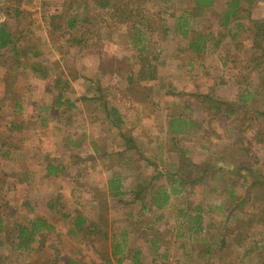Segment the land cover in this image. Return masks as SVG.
Listing matches in <instances>:
<instances>
[{
	"label": "rangeland",
	"instance_id": "1",
	"mask_svg": "<svg viewBox=\"0 0 264 264\" xmlns=\"http://www.w3.org/2000/svg\"><path fill=\"white\" fill-rule=\"evenodd\" d=\"M93 1L24 0L21 8L37 12L38 22L33 26L28 41L40 46L42 56L40 61H33L37 63L36 67L33 65L29 67L28 64L31 62L27 61L25 66L12 69L16 74L17 83L21 80L28 89L19 99L22 103L21 112L13 109L14 98L7 97L5 99L0 84V140L3 142V146L0 148V178L5 177V181L10 184V189L6 190L5 184L3 185L0 180V213L4 217L2 220L4 230L0 231V241L2 242L0 254L4 258L0 264H37L44 260L49 261L50 255L47 250L49 251L51 247H59V241L51 238L65 230L67 226L59 221V217H61L59 211L47 209L46 204L58 199L62 205V213L78 211L89 218H98L104 210L94 209L93 203L101 204L103 199L106 200V196L103 197L98 191L105 190L108 179L114 173L124 172V167L128 170V174L125 172V192H129V189H131L130 191H139L140 182L149 185L151 182H159L154 180L152 175L156 171L162 170L166 173L168 169L173 168L169 171L170 175L172 171L178 170L179 172L173 175L182 180L186 178L189 182L195 180L194 189L189 192L188 196L184 195L188 206H202L206 211L207 208L214 209L221 203L224 205L221 211L214 212L212 210L207 216V221L221 219L222 222L227 217V221H224L227 228L222 233L223 236L221 235L224 241L221 250H214L212 246L207 258H196L195 263L192 260L187 261L186 258H177V264H264V224L262 222L264 217V142H256V139H260L259 134L264 136V118L258 117L257 127H254V130L245 129L242 134L230 129L227 124H208L209 113L201 108L198 97V95L211 93L219 100L235 104L238 102L242 88L232 83L233 80L228 72L229 64L227 68L224 67L219 56L237 55L238 58L244 59L248 55L247 49L241 45L245 35L240 32V37H238L241 42L236 44L237 48L235 45L226 47L224 42L219 47L213 40L209 41L200 59L194 58L192 53L182 50L184 44L181 41L182 48L179 55H176L177 51L171 48V43L173 44L174 40H172L170 31V27H172L170 16L179 15L182 11L191 9L192 0H135V4H141L143 9H146L152 23L151 28L154 30L146 43V53L144 51L142 54L148 59H152L151 61H136L133 54L131 57L129 51L124 50L122 45L119 46L121 40L127 37L126 27L129 26L128 24L120 22L115 25L110 19H105L106 25L102 24L98 27V44L96 46L99 47L95 52L92 50L70 51L69 54L70 66L72 64L83 75L72 83V93L74 97L85 94L88 97L84 103L80 104L81 115L69 111L57 116V121H54L56 127L54 125L49 127L46 125V127L41 124L45 113H37V107L50 103L52 94L49 91H52V88H50L49 82L35 78V74H39L40 63L45 68L56 66L57 61H52V57L59 56L61 50L48 51V47L44 45V42L47 41L46 38L49 39V44L54 46L53 48L59 47V41L55 36L50 38L49 35H46L44 20H39V18L45 17L53 10L58 11L65 4L70 16L77 14L81 18L82 13L90 12L88 21L91 20L97 25L98 16L105 14V10ZM7 3L9 2L6 0H0V9L7 7ZM11 5L13 4L11 3ZM246 7L248 10L242 14V20H247L245 17L249 19L264 17L263 0H257ZM215 18L216 16L196 15L191 20L192 26L200 30V33L209 31L214 37H217L219 29L218 21H215ZM3 20L4 17L0 14V22ZM107 25H110L115 31L109 32L106 29ZM122 30L125 32H120ZM164 30L166 31L164 37H161L160 33ZM114 39L117 40L119 48L116 46L114 49H109ZM28 53L25 51L27 56ZM7 57L8 55H5L2 58L6 59ZM101 62L104 65L97 67ZM63 65L66 68V64L63 63ZM100 68L101 71L97 73ZM65 70L67 71V69ZM139 74L142 78L146 74L147 76L155 75L157 78L154 81H138ZM11 75L13 74L7 72L5 66L0 65V77L8 78ZM93 77H95L94 80ZM131 77L132 81L130 82ZM249 82L252 86L255 83L252 79ZM99 97L103 103L113 102V106L116 107L125 108L128 105L136 108L143 107L147 114L137 110L136 118L139 120L143 117L148 118V113H151L150 122L142 120L149 125L153 124L154 130L149 132L154 131L156 134L146 136L141 128H131L126 119L122 129L126 135L134 136L135 145H139V147L147 146L148 140L152 142L150 147L160 144L162 148L159 152L160 146H158L157 157L161 156L163 163H152L153 165L149 166L147 171L142 168L133 175L130 173L131 167L132 169L136 167L133 151L127 153L128 156L132 155L133 162L128 160L124 167H117L116 172L109 171L113 160L112 162L111 160L106 161L104 164L95 163L92 168H90L92 163H89L85 168L81 163L75 164V158L71 160L66 158L65 140L68 138L75 140L81 134L79 126L80 124L85 125L82 123V114H87L86 118L84 116V122H88L89 116L94 118L101 116V112L94 110L100 106ZM178 116L193 117L196 119L197 125L191 131L181 133L180 136L176 135L172 141H169L171 136L168 133V118ZM36 125L40 127V130H35ZM99 128L104 130L105 124L103 122L96 124V129ZM94 131L98 135L101 132L99 138L103 142L106 140L108 145L112 144L111 138L114 137L115 132L102 134V131ZM252 135L256 137L254 140H250ZM184 150L187 151L186 154ZM172 152L176 156L173 157ZM231 162L241 167H247L252 172L251 176L245 172V176H249V178L246 181L243 180V185L240 187L238 186L242 179L229 172L226 167L220 166V164L225 165ZM48 164L61 166L62 174L47 178L45 168ZM204 168L205 170H203ZM216 170L221 171L222 174L219 171L216 173ZM203 173L205 175L201 176ZM164 175V183H170L166 174ZM141 176H146V180L143 181ZM254 179L262 183L252 186L250 182ZM186 184L187 182H184L179 185V189ZM232 187L237 189L235 194L239 200L242 197L246 198L247 202L244 205L235 208L234 202L229 200V191ZM250 190L252 193H248ZM144 196L146 195L144 194ZM181 196L183 197V194H180L176 200L175 197H172L171 200H175L177 205L174 208L179 207L180 200H183ZM122 199L127 200L126 197H122ZM174 208H172V215L169 217L173 220L176 219ZM130 210L131 208L119 207L110 211L109 217L114 220L117 227H120L124 219L132 212ZM147 212L145 211V213ZM148 215L150 214L148 213ZM33 218L53 222L56 230L53 234L47 235L45 240L35 237L28 249L17 250L15 247L17 241L15 239V223L26 222ZM146 219H149L148 216ZM235 226L241 234L237 239L232 236L234 234L232 229ZM39 241L40 246H38ZM173 261H175L174 258Z\"/></svg>",
	"mask_w": 264,
	"mask_h": 264
},
{
	"label": "crops",
	"instance_id": "2",
	"mask_svg": "<svg viewBox=\"0 0 264 264\" xmlns=\"http://www.w3.org/2000/svg\"><path fill=\"white\" fill-rule=\"evenodd\" d=\"M93 2L97 6H102V9L105 10V15H107L106 9L104 8V5H102L101 0H94ZM23 3L24 0H20V3H16V5L14 3H12L13 5H11V3L7 4V6L10 5L11 9L13 8V12L10 13L11 16H6L2 11L0 12V14L4 17V20L0 23H5V29L13 34V50L18 52V57L12 58V60H10L9 56L6 59L2 58L5 55L7 56L8 52H6L5 49H0L2 61L0 65L2 67L5 66L3 61H14L13 63L16 62L15 65L17 66H14L15 68L25 66L26 62L30 61L31 63L28 64L29 67H31V65L36 67L37 63H34L33 61H40V58L42 56L40 46H38L37 44H31L28 41L32 34L33 26L38 22L37 12L21 9ZM79 6L81 7V5ZM79 6H77V8H80ZM15 9L17 11L14 12ZM65 9V4H63L58 11L53 10L47 13L45 17L41 16L39 18V20H44L46 35H49L50 38L55 36L59 41V47L53 48L54 46L50 45L49 39L46 38L47 41L44 42V45L48 47V51L56 49L61 50V54L59 56L55 58L52 57V61H57L56 66L45 68L44 65L40 63L39 74H35V78L49 82L50 88H52L53 91H49L52 94L50 103L43 104L40 107H37V113H45L44 118H42L43 120L41 124L44 126L48 125V127L52 125L55 126L56 122L54 121H57V116L59 114L67 113L70 111L74 112L75 114L81 115L79 110L80 104L84 103L86 101V98H88L85 93H83L85 95H81L80 97H78V95L74 97L72 93V83L81 78V76L83 75H81L76 67H73L72 64L70 66V61H68L70 51L84 52L92 50L95 52V50H97L99 47L95 45L96 47H94L93 49L78 51L74 48H70V46L66 43L65 36H63L65 32L64 27L61 26L56 32H52L50 30L48 25L49 17L51 15H59L61 14V11ZM17 12L20 13L19 16L16 15ZM13 14H15V17ZM85 14L86 13H82L81 18H79L77 14L74 15L76 20L75 22L79 27H81L80 23L85 18ZM175 16H170L172 19V27H170V31L172 32V40H174L173 44L171 43V48L177 51L176 55H179V51L182 48L181 41L184 44L182 50L192 53L194 58L197 57L199 59L203 55L209 41L213 40L214 42H216L215 45L219 47L223 42V44H226V47L232 46L229 45V42L234 45H236L238 42H241V39H239L241 31L239 32V37L235 38L232 41H227V39L225 38H220L219 34L217 37H214V35L207 31V37H204L196 46L197 51H192L189 48V42L194 44L195 39L184 38L175 32ZM106 29L109 32L112 30L115 31L114 28H111L110 25H107ZM126 29L127 37H124V39L121 40L119 46L122 45V48L124 50L129 51L131 57L133 54V58L136 59V61H151L152 59H148L142 54L144 53V51L146 53V43H148L149 38H151V35L154 31L153 28L146 31L142 28H138V26L136 25L131 26L130 24L128 27H126ZM196 30L198 29L196 28ZM120 32L125 31L122 30ZM164 32L166 31H161V37H164ZM200 34L203 35L206 33L204 32ZM54 40L55 38L53 39V41ZM116 46L119 48L117 40L114 39V42L109 46V49H114ZM25 51L29 52L28 56L25 54ZM224 56L225 55H220L219 60L224 61ZM63 63L66 64V68L64 67ZM102 65L104 64H102L101 62V64H99L97 67H100ZM65 69H67V71ZM100 71L101 68L97 70V73H99ZM140 75L141 74H139L138 81H154L157 78V76L153 75V78H151L152 80H146L147 74L144 76L145 79ZM1 79L2 77H0V83ZM94 79L95 77H93V80ZM131 81L132 77L130 79V82ZM27 91L28 89L24 86V94ZM49 92H46V94H49ZM58 96H61V101H65L67 105H57L55 101ZM16 101H18L20 109H15L14 107L13 109L17 112H21L22 103L20 102V100H15L14 104ZM68 102H70L71 105H68ZM99 105L100 106L96 107V109L94 108V110L95 112H101V116L98 118L89 116L88 122H84V116L86 118L87 114H82V123H85V125L80 124L79 126V132H81V134H79V137L75 140L70 138H68V140H65L67 153L66 158L70 160L72 158H75V164L81 163L83 166H85V168H87V164L89 163H92V165L90 166V168H92L93 164L95 163L104 164L106 161L108 162L111 160L112 162L113 160V165L111 168H109V171L113 170V172H116L115 169L117 167H124L125 163L127 164L128 160H131L133 162V155L136 158V167H134L133 169L131 167L130 172L133 175H135V173L137 174V172L142 168L147 171V168L149 166H152L154 163L164 162L161 156L157 157V153H159L162 148L160 144L155 147L154 145L153 147H150V143L152 142L148 140L149 144L147 146L144 145L139 147V145H135L136 139L134 138V136H132L131 134V137L129 135H126L125 131L122 129L126 119L127 122L131 125V128H141L146 136H149L150 134H156L154 131L152 133L149 132L150 130H154L153 124H147V122H150L151 120V113H148V118L143 117L141 118V120H139L136 118L137 110L139 112H144L145 115L147 114V112L141 106L137 108L130 107L129 105L125 108H121L119 106L116 107L113 106V102L110 103L106 101L105 103H103L100 97ZM74 113L71 114L75 115ZM142 119H145V121L147 122L145 123ZM168 119V133L171 136L169 141H172L173 137H176V135H182L172 134L170 131L172 126L178 120H183V122L185 123L183 124L185 127L184 131L181 133L191 131V129L195 125H197L196 119L193 117L185 118L178 116L170 117ZM101 122L105 124V129H96V124L98 125ZM208 124L210 123L208 122ZM35 130H40V127H37L36 125ZM93 130H97L98 132L102 131V134L115 132L114 137L111 138L112 144L108 145L105 142L106 140L104 141V143L102 139L99 138L101 136V132L98 135L97 133H95L96 131L93 132ZM120 135H122L123 138H121ZM158 146H160L159 152ZM130 151H133L134 154L128 156L127 153ZM184 153L186 154L187 151L184 150ZM171 154L173 157L176 156L173 152ZM117 163H119V165H117ZM137 168H139V170H136ZM172 169H168L166 173L162 172V170L159 172L156 171V173L152 175V178L159 182H151L150 185L144 183L142 184L140 182V189L138 188L139 191L136 192L133 190L130 191L131 189H129V192H125L126 173L128 171L125 167L124 172L114 173L112 177L108 179L105 190L98 191L99 193H102L104 194V196L109 198V201H107V198L105 197V203H93L94 209L97 208L104 211L107 210V213H104L102 218H100V216H98V218H89L78 211L75 213H62V205L60 202L54 203L53 205L51 203L52 201L48 202L46 204L47 209H57L59 211V214L61 215V217H59V221L67 226V228L65 230H62V232H60L58 235H55L51 238L59 241V247L56 248L55 246L54 248L51 247L49 251L47 250V253L50 255L49 261L44 260L43 262L37 264H177V258H186L187 261L192 260V262L195 263L196 258H207L210 255L212 246L214 247V250H221V248L224 246V241L221 235L223 236L222 233L224 232L225 228H227L225 227L224 222L227 221V217H225L222 222L221 219L207 221V216H209L212 210H214V212L221 211L224 205L221 203L214 209L207 208V212L203 210L204 207L202 206H188L185 201L187 200L186 196L184 195L187 194L188 196L189 192L194 189L193 185L195 183V180L189 182V180H186V178L182 180L176 177L175 175L179 172L178 170L176 172L172 171V174L170 175L169 171ZM62 170L63 169L61 167L60 174H62ZM218 171L219 170H216V173H218ZM219 172L221 173V171ZM122 173L125 174L123 175ZM164 174H166V177L170 180V183H164ZM204 175L205 173H203L201 176ZM146 178V176H141V179L143 181H145ZM200 178L202 179V177ZM112 181L118 182V187L117 189H113L115 185H111L113 190L109 191V185ZM184 182H187V186H181L182 188L179 189V185L183 184ZM136 193L139 195L138 197L134 198V195ZM144 194L146 196L148 195V197L144 196ZM180 194H183V197L181 196V199L183 200H180L181 203L178 204V208H174V206L176 205L175 200L180 196ZM113 195L115 196L112 197ZM122 197H126L127 200L122 199ZM161 197H163V201L160 200ZM172 197H175V200H171ZM113 200L116 201L112 202ZM119 207L131 208L132 212L130 210L131 213L128 215V217H126V219H124L123 224H121L120 227H117L114 220L109 216L111 215L110 211ZM172 208L175 209L176 213V219L174 220L173 218H169L172 215ZM145 211L148 212L145 213ZM148 213L150 215H148ZM145 216H148L149 219H146ZM79 217H81V219H83L82 221L85 222L80 227L77 226V224L79 225L80 221ZM35 219L41 218L28 219L26 222H16L15 225H27L28 222L34 221ZM44 222L47 224V226L50 227V229L42 230L40 232L41 234L34 236L33 241L35 237H38L39 240H45L47 235L53 234L55 232L56 229L54 228L55 224L53 222L48 220H44ZM89 222L93 223L94 225H98L99 228L96 231L88 232L87 223ZM232 230L234 231V234L232 235L233 238H240L241 234L237 227L235 226ZM38 246H40V241L38 242ZM3 258V255L0 254V262L3 260ZM173 258L175 261H173Z\"/></svg>",
	"mask_w": 264,
	"mask_h": 264
},
{
	"label": "trees",
	"instance_id": "3",
	"mask_svg": "<svg viewBox=\"0 0 264 264\" xmlns=\"http://www.w3.org/2000/svg\"><path fill=\"white\" fill-rule=\"evenodd\" d=\"M101 1L102 5H104V8L106 9L107 15L100 14V16H98L97 21L99 22H97V25L91 20L88 21L91 13L87 12L84 15L85 18L80 23L81 27H79L75 22L76 20L74 15L70 16L67 13L68 10L66 11L65 9L61 11V14L51 15L49 17L48 25L50 30L52 32H56L61 26L64 27L65 32L63 36H65L66 43L70 46V48L82 51L90 50L96 47L95 45L98 44V27L102 24L106 25L104 22L106 16L107 18L109 17L110 21H112L115 25L121 22L128 25L131 24V26L136 25L138 28H142L146 31L151 29L152 23L148 17L146 9H143L141 4H135V0ZM256 1L257 0H192V8L187 11H182L179 15L175 16L174 19V30L178 35L184 38L195 39L194 44L189 42V48L192 51H197L196 46L204 37H207V33L202 35L200 34V30L198 31L192 26L191 20L196 15H208L209 17L216 16L217 20L215 18V21H218V29H220L219 37L225 38L227 41H232L237 38L240 31L244 33L245 39H243L241 45L247 49L248 55H246L244 59L238 58L237 55H225L224 61H222V65L226 68L229 64L228 72L230 73V78L233 80L232 83L239 86V88H242L238 102L235 104L232 102L222 101L215 98L211 93L198 95L200 99L199 105L203 108V110H206L209 113L207 117L209 118L208 122L210 124H227L230 129L241 134L245 129L254 130V127H257V124L259 123L258 117L264 118V17L260 19H249L247 17H245L247 20L241 19L242 14H244V12L246 13L248 10L246 6H249ZM6 2L14 3L16 5V3H20V0H6ZM0 10L6 16H11L10 13L13 12V8L11 9L10 5ZM15 11L17 10L15 9L14 12ZM13 15L15 17V14ZM16 15L19 16L20 13L17 12ZM5 26V23H0V49H5V51L8 52L7 54L10 57V60H12V58L18 57V52L13 50V34L7 31ZM229 45L234 46V44H231L230 42ZM235 46L237 48V45ZM13 62L14 61H8L6 63L3 61L5 67L7 68V72L13 75L8 78L3 77L0 84L2 94L5 95V99L8 97L10 99L14 98L15 100H19V97L24 94V85L21 80L17 83L16 74L12 70L14 66L17 65H15L16 62ZM151 78H153V75L147 76L146 80H152ZM250 79L255 81L253 86L249 82ZM55 103L61 106L67 105L65 101H61V96L57 97ZM68 105H71V103L68 102ZM14 108L20 109L18 101L15 102ZM183 124H185L183 120H178L172 126L170 130L171 133L181 134L185 128ZM259 136L260 139H256V142H264L263 134H259ZM120 137L123 138L122 135H120ZM254 138L256 137L252 135L250 140H254ZM1 145H3V142L0 140V147H2ZM220 166L226 167L229 172L235 174L236 176L238 175L239 178L242 179L238 187L243 185V180L246 181L247 178H249V176H245V172L250 174V176L252 173L249 168L238 166L233 162L225 165L220 164ZM60 172V166H53L49 164L46 167L47 177H56ZM0 180L3 185L5 184L4 188L6 190L10 189V184L5 181V177L0 178ZM17 182L19 183L20 181ZM261 183L262 182L255 179L250 182L252 186L256 184L260 185ZM111 185H115L113 189H117L118 182H110L109 191L113 190ZM235 190L237 191L235 187L230 189L229 200H232V202H234V207L237 208L239 205H244L247 200L245 197H242L239 200L235 194ZM248 193H252L251 190ZM100 195L105 197L102 193H100ZM138 195L139 194L136 193L134 198L138 197ZM114 196L115 195L112 197ZM162 198L163 197H161L160 200H162ZM58 201L59 200L56 199L51 203L53 205ZM105 202L106 200L103 199L102 203ZM105 212L106 210L101 213L100 218L103 217ZM3 218L4 217H2V214L0 213V231L4 230L2 221L4 220ZM79 218V225L76 223L78 227L85 223L82 221L83 219H81V217ZM262 222L264 224V217ZM87 224L88 232L96 231L99 228L98 225H94L93 223L89 222ZM49 229L50 227L47 226L44 220L41 219L30 221L27 225H16L15 239L17 241L15 247L18 250L28 249L30 244L33 242L34 236L41 234L40 232L42 230ZM1 243L2 242L0 241V244Z\"/></svg>",
	"mask_w": 264,
	"mask_h": 264
}]
</instances>
